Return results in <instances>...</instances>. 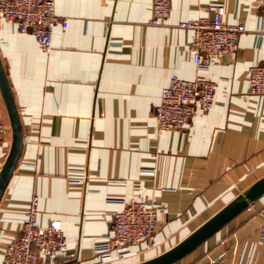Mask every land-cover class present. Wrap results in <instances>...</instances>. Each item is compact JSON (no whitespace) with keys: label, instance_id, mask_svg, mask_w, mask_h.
<instances>
[{"label":"crops","instance_id":"obj_1","mask_svg":"<svg viewBox=\"0 0 264 264\" xmlns=\"http://www.w3.org/2000/svg\"><path fill=\"white\" fill-rule=\"evenodd\" d=\"M217 5L224 22L245 30L235 52L197 70L187 49L192 31L175 23L211 16ZM55 12L67 23L54 25L48 52L0 18V59L22 131L0 195V264L34 194L38 223L61 221L67 247L55 264H136L170 250L264 179V98L247 85L249 66L264 61V0H170L169 23L149 21L151 0H55ZM173 74L211 80L213 106L157 131L151 111ZM0 115L9 123L1 91ZM10 141L11 131L0 141V167ZM130 197L166 205L157 243L101 261L92 245L108 235L116 200ZM263 221L264 189L167 264H195L220 251L233 262L264 264Z\"/></svg>","mask_w":264,"mask_h":264},{"label":"built area","instance_id":"obj_2","mask_svg":"<svg viewBox=\"0 0 264 264\" xmlns=\"http://www.w3.org/2000/svg\"><path fill=\"white\" fill-rule=\"evenodd\" d=\"M170 0H151V23H169ZM224 7L217 5L211 16H199L177 21L175 25L192 31L187 49L197 70L207 69L210 62L223 58L237 49L240 22L226 23ZM0 18L14 20L20 33L32 35L38 47L48 52L52 47L54 25L66 27V18L55 12V0H0ZM263 28L257 30L261 35ZM247 85L250 93L264 98V61L248 68ZM214 83L196 75L169 77L162 87L160 98L151 111L157 131L182 127L195 109L208 110L213 106ZM10 131L0 115V141ZM152 173L153 169H142ZM75 180V179H72ZM79 180V179H78ZM120 207L110 211L111 222L105 239L93 243V251L101 261L122 258L133 253L134 245L144 249L157 243L156 221L166 212V205L152 198H118ZM38 197L31 195L20 233L2 251L1 264H55L58 252L67 247L61 221L52 218L45 225L38 223ZM264 243V221L258 229ZM225 251L195 264H240L225 258Z\"/></svg>","mask_w":264,"mask_h":264},{"label":"water","instance_id":"obj_3","mask_svg":"<svg viewBox=\"0 0 264 264\" xmlns=\"http://www.w3.org/2000/svg\"><path fill=\"white\" fill-rule=\"evenodd\" d=\"M0 91L5 103L8 122L11 131V141L8 153L0 167V195L13 170L22 141L21 124L11 89L0 59ZM264 189V179L255 182L241 191L231 201L219 209L209 219L193 230L170 250L148 260L136 264H167L185 254L205 237L215 231L231 216L247 206Z\"/></svg>","mask_w":264,"mask_h":264}]
</instances>
